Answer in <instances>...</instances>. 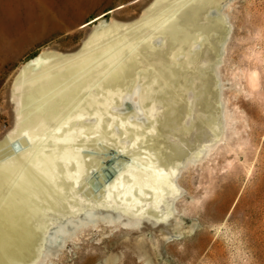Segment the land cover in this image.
Segmentation results:
<instances>
[{
    "label": "bare ground",
    "instance_id": "1",
    "mask_svg": "<svg viewBox=\"0 0 264 264\" xmlns=\"http://www.w3.org/2000/svg\"><path fill=\"white\" fill-rule=\"evenodd\" d=\"M234 1L149 0L137 18H97L76 49L43 48L13 73L9 100L14 124L1 133L0 150L22 137L27 145L19 153L12 147L0 153V264H33L48 228L44 220L68 212L75 203L105 208L71 214L52 227L49 244L34 264H51L68 244L108 227L148 233L138 241L113 242L112 249L130 247L137 254L139 244L153 254L148 241L158 235L167 241L180 237L173 203L182 193L174 183L217 148L210 144L219 135L220 101L216 75L210 71L220 62L232 33L222 11ZM9 3L1 4L8 8ZM137 87L141 105L155 114L144 129L130 119L133 115L115 114L124 99L135 98ZM189 91L195 94V107L187 100ZM90 118L95 121L87 124ZM116 124L125 139L132 134L129 148L112 132ZM105 144L125 152L128 161L111 168L105 185L84 196L77 186L99 166V158L87 149L101 150ZM199 145L200 152L192 155ZM121 259L113 256L110 261Z\"/></svg>",
    "mask_w": 264,
    "mask_h": 264
},
{
    "label": "rangeland",
    "instance_id": "2",
    "mask_svg": "<svg viewBox=\"0 0 264 264\" xmlns=\"http://www.w3.org/2000/svg\"><path fill=\"white\" fill-rule=\"evenodd\" d=\"M133 1L9 0V6L5 8L0 0V124L3 125L0 137L14 124L15 109L9 100L13 73L43 48L76 49L98 22L81 26L109 9L124 5L113 11L108 20L137 18L149 0ZM18 5L21 7L17 16ZM222 12L227 14V22L233 30L223 48L222 63L218 62L214 69L210 67L212 77L216 75L213 78L217 82L220 101L216 118L220 136L210 145L222 141L203 163L181 172V179L174 183L182 193V198L173 203L174 228L180 237L167 241L158 235L154 242L148 241L153 254L145 253L140 244L135 245L141 252L137 254L130 247L112 249L113 242L138 241L147 238L148 233L108 227L98 233L89 231L76 243L68 244L51 264H113L110 260L119 255L122 259L114 264H264V0H236L226 5ZM158 39L160 43L164 42L161 37ZM197 49L202 48L198 46ZM140 87L134 96L138 103H134L135 98H126L124 104L115 109V114L133 115L130 119L144 129L151 125L155 114L154 117L150 115L147 104L141 105ZM187 100L193 107L198 103L192 91ZM92 118L86 123L95 121ZM189 119V125L193 126L194 118ZM112 132L119 138L121 146H131L132 134L125 139L117 124ZM25 145L27 142L22 137L1 149L0 153L11 147L13 152L19 153ZM200 146H194L192 155L200 152ZM87 150L99 158V166L77 186V191L90 197L92 192L105 185L108 171L123 166L128 158L124 156L125 152L107 144L102 145L101 150L91 146ZM84 203H75L71 206L77 208L69 206L68 212L52 213L54 217L50 214L44 220L48 228L41 240L43 245L38 261L49 244L52 227L65 222L71 214L81 215L82 211L105 208L100 204L83 207ZM194 224L196 227L192 229ZM126 252L129 254L125 255Z\"/></svg>",
    "mask_w": 264,
    "mask_h": 264
},
{
    "label": "flooded vegetation",
    "instance_id": "3",
    "mask_svg": "<svg viewBox=\"0 0 264 264\" xmlns=\"http://www.w3.org/2000/svg\"><path fill=\"white\" fill-rule=\"evenodd\" d=\"M139 1V0H138ZM137 0L136 1H133L134 3L135 2H138ZM116 8H112V9H109V10H107L106 12H104L103 14H101V15H99L98 17H95V18H93V19H91V20H89L88 22V24H95V22H97L98 20H97V18H106V19H108L109 18V15L111 14V13H113V12H111L112 10H115ZM107 15V16H106ZM87 23V22H86Z\"/></svg>",
    "mask_w": 264,
    "mask_h": 264
},
{
    "label": "water",
    "instance_id": "4",
    "mask_svg": "<svg viewBox=\"0 0 264 264\" xmlns=\"http://www.w3.org/2000/svg\"><path fill=\"white\" fill-rule=\"evenodd\" d=\"M134 1H136V0H134ZM107 16V15H106ZM103 20L104 21H107L108 19H106V18H103ZM108 21H110V20H108ZM87 23H89V22H87ZM86 23V24H87ZM231 35V34H230ZM230 35L228 36V39H227V41H226V43H225V45L227 44V42H228V40H229V38H230ZM225 45H224V47H225ZM223 53H224V50H223ZM40 55V54H39ZM33 59H36V57L35 58H33ZM220 63H222V62H220ZM223 125H224V128H225V123H224V119H223ZM224 132H225V130H223V134H224ZM224 136V135H223ZM220 141H222V139H220V140H218L217 142H215V144L214 145H217Z\"/></svg>",
    "mask_w": 264,
    "mask_h": 264
},
{
    "label": "built area",
    "instance_id": "5",
    "mask_svg": "<svg viewBox=\"0 0 264 264\" xmlns=\"http://www.w3.org/2000/svg\"><path fill=\"white\" fill-rule=\"evenodd\" d=\"M2 126H3V125L0 124V132H2Z\"/></svg>",
    "mask_w": 264,
    "mask_h": 264
},
{
    "label": "trees",
    "instance_id": "6",
    "mask_svg": "<svg viewBox=\"0 0 264 264\" xmlns=\"http://www.w3.org/2000/svg\"><path fill=\"white\" fill-rule=\"evenodd\" d=\"M38 53L35 54V56L37 55Z\"/></svg>",
    "mask_w": 264,
    "mask_h": 264
},
{
    "label": "crops",
    "instance_id": "7",
    "mask_svg": "<svg viewBox=\"0 0 264 264\" xmlns=\"http://www.w3.org/2000/svg\"><path fill=\"white\" fill-rule=\"evenodd\" d=\"M49 1V0H48ZM65 14V13H64ZM96 17H98V16H96Z\"/></svg>",
    "mask_w": 264,
    "mask_h": 264
}]
</instances>
